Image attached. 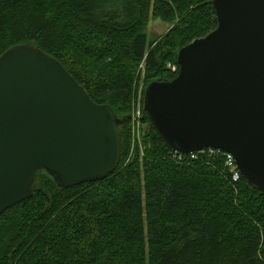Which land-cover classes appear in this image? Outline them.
<instances>
[{"label":"trees","instance_id":"1","mask_svg":"<svg viewBox=\"0 0 264 264\" xmlns=\"http://www.w3.org/2000/svg\"><path fill=\"white\" fill-rule=\"evenodd\" d=\"M152 16L175 24L149 39ZM217 27L212 0H0V55L41 48L122 120L114 172L63 188L41 170L0 215V264H264V191L134 115L140 83L175 79L179 50Z\"/></svg>","mask_w":264,"mask_h":264},{"label":"water","instance_id":"2","mask_svg":"<svg viewBox=\"0 0 264 264\" xmlns=\"http://www.w3.org/2000/svg\"><path fill=\"white\" fill-rule=\"evenodd\" d=\"M218 27L178 53L179 73L154 81L144 112L169 147L232 154L264 191V0H212ZM120 120L55 56L29 44L0 55V215L30 198L46 170L63 188L120 162Z\"/></svg>","mask_w":264,"mask_h":264},{"label":"rangeland","instance_id":"3","mask_svg":"<svg viewBox=\"0 0 264 264\" xmlns=\"http://www.w3.org/2000/svg\"><path fill=\"white\" fill-rule=\"evenodd\" d=\"M175 22H170L167 20H164L161 17H154L152 16L150 18V21L147 25V33L149 39L152 38H157V37H162L166 35L169 30L174 26ZM143 70L145 71L144 64H143ZM145 84L144 81L140 83L139 86V92H138V97H137V111L135 112V119L137 123L139 124V131H146L145 129H148L150 127V122L143 124V119L145 118L144 115V91H145ZM141 135V133L139 132ZM143 136V135H142Z\"/></svg>","mask_w":264,"mask_h":264},{"label":"built area","instance_id":"4","mask_svg":"<svg viewBox=\"0 0 264 264\" xmlns=\"http://www.w3.org/2000/svg\"><path fill=\"white\" fill-rule=\"evenodd\" d=\"M175 69V68H174ZM200 152H207L209 154H218V153H221L223 154L225 157H226V160H227V164L229 166L232 167V171L234 173V178L235 179H238L240 176H241V173L240 171L238 170V167L236 165V161H235V158L232 154H229V153H226L220 149H214V148H208V149H204V150H201L199 151L198 153ZM192 156H195V154H197V152H194V153H190Z\"/></svg>","mask_w":264,"mask_h":264}]
</instances>
